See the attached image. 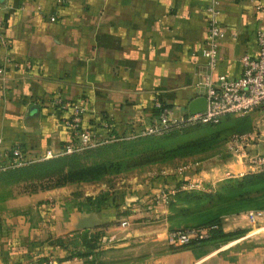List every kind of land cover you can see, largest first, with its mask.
Returning <instances> with one entry per match:
<instances>
[{
	"label": "crops",
	"instance_id": "crops-1",
	"mask_svg": "<svg viewBox=\"0 0 264 264\" xmlns=\"http://www.w3.org/2000/svg\"><path fill=\"white\" fill-rule=\"evenodd\" d=\"M210 1L0 0L3 147L38 155L68 142L72 110L53 107L58 94L86 100L83 126L103 135L149 125L157 114L156 98L178 114L190 113L189 103L205 96L197 83L204 71ZM219 2L225 35L216 74L236 77L242 72L241 57L257 54V30L264 21L257 6L264 0ZM105 121L110 129L103 127ZM219 126L224 143L192 171L180 173L184 180L211 186L227 173H247L248 157L264 153V105L226 117ZM234 135L250 139L238 145L239 152L231 143ZM165 177L138 193L85 186L84 195L71 200L72 189L10 200L0 213V264H82L56 241L76 230L108 229L119 216L129 226L138 224L141 209L162 212L165 207L153 206L150 198L181 183ZM223 230L239 234L228 241L192 243L156 261L151 256L147 264H264V220L253 223L245 211L227 216ZM137 231L132 225L133 237ZM159 233L168 238L169 231Z\"/></svg>",
	"mask_w": 264,
	"mask_h": 264
},
{
	"label": "rangeland",
	"instance_id": "rangeland-1",
	"mask_svg": "<svg viewBox=\"0 0 264 264\" xmlns=\"http://www.w3.org/2000/svg\"><path fill=\"white\" fill-rule=\"evenodd\" d=\"M219 124L221 122L194 125L175 129L163 135L121 134L125 136L107 143L108 145L78 153L82 156L80 163L84 165L82 166L84 169L73 171L74 173L69 176L68 167L63 174L33 178H29L27 174L20 176V172H17L21 169L29 170L31 166L2 171L0 172V213L6 209L10 200L20 196H32L38 192L57 190L68 194L67 191L72 189L73 197L68 195L71 197L70 200L84 195L85 186L94 189L100 187L104 189L103 191L106 189L108 193L119 189L130 193L142 192L157 177L190 172L198 162L215 154L219 150L217 144L224 143L225 136V131ZM145 151L155 153L160 158L156 162L135 164L134 159ZM251 173L253 172L224 176L211 186L200 182L202 188H183L182 184L189 186L192 182L190 180L175 185L171 188L176 189V192L169 196L167 202L159 205L160 208L165 207L162 212L144 209L138 211L139 223L132 224L137 227L136 236H132V225L123 222L124 217L119 216L108 229L94 232L76 230L66 236L69 242L68 253L74 258L81 259L82 264H147L151 256L156 261L166 253L178 252L182 247L190 244L177 245L168 238H163L166 237L165 233L159 232L203 225L216 217H220L223 227L227 216L257 209L255 207L257 204L254 202L230 205L224 200L228 190L235 188L246 179V175ZM65 192H62V195ZM185 193L198 194L200 199L184 201L181 198ZM178 194L181 196L178 197ZM140 203L143 207V203ZM151 203L154 206V203ZM145 213L149 214L144 216ZM230 238L233 237L218 236L211 238L209 242L228 241ZM91 251L94 254H91Z\"/></svg>",
	"mask_w": 264,
	"mask_h": 264
},
{
	"label": "built area",
	"instance_id": "built-area-1",
	"mask_svg": "<svg viewBox=\"0 0 264 264\" xmlns=\"http://www.w3.org/2000/svg\"><path fill=\"white\" fill-rule=\"evenodd\" d=\"M64 3L65 0H57ZM258 2L259 0H250ZM257 8L264 13V5L258 4ZM208 34L206 46L202 51L205 58L204 71L200 72V80L197 85L205 89L207 106L205 110L197 113H176L174 108L168 106L160 98H156L154 106L157 114L152 122L140 131L129 133L130 135H163L175 129L200 125L218 124L224 118L244 115L264 105V21L257 30V54L254 56L243 55L241 57L242 72L236 77L225 74H216L219 65V44L225 33L221 27V9L219 0H211L207 6ZM55 20L56 17H51ZM1 27V22H0ZM3 39V38H2ZM4 40V39H3ZM5 41V40H4ZM9 44V43H8ZM0 71H2L0 69ZM199 74V73H198ZM86 100L79 102L65 99L58 94L53 100V107L61 106L72 110L68 125L71 129V139L64 143L58 150H47L38 155H31L27 150L16 146L11 149L3 147V139L0 136V172L21 167L35 161L48 160L59 156L80 153L87 149L95 148L109 142L110 135L97 133L94 129L83 126V115L87 110ZM105 129H110L109 121L103 123ZM114 139V138H113ZM248 135H234L231 143L239 152L238 145L248 143ZM248 172H264V153H257L248 157ZM227 177L232 176L227 173ZM183 188H202L200 182L182 184ZM176 189H162L152 199L154 205L167 202L169 196ZM251 222L257 223L264 220V209H252L248 212ZM218 225H205L176 229L169 232L168 240L177 245L190 244L195 241L201 242L212 237Z\"/></svg>",
	"mask_w": 264,
	"mask_h": 264
},
{
	"label": "trees",
	"instance_id": "trees-1",
	"mask_svg": "<svg viewBox=\"0 0 264 264\" xmlns=\"http://www.w3.org/2000/svg\"><path fill=\"white\" fill-rule=\"evenodd\" d=\"M111 136H114V137L109 138L112 140L104 143L103 145L95 147V148H99V147H103L105 145H108L107 143H110V142L115 141V140L117 141L125 135L116 134V135H111ZM204 144H206V143H204ZM95 148H91V149H95ZM87 150H90V149H87ZM87 150H85V151H87ZM159 158H160L159 155H157L155 153H151V152L149 153V151H145L140 156H138L137 159H134V160H136V161H134V163L137 165H142V164H147V163H151V162H156ZM81 159H82L81 155H78V153H73L70 155L59 156V157L53 158L51 160H49V159L48 160H41L42 162L35 161V162L30 163V164H27V165H24L21 167H17V168H25L26 166L32 167L29 170L21 169L20 171H17V172H20L19 173L20 176L27 174L29 178H33L36 176L37 177L38 176L39 177L40 176L47 177V176H51L52 174H57V173L63 174L66 171V168L68 167L67 174L69 176L79 169H82V170L84 169V167H82L84 165L80 163ZM37 162H39V163H37ZM17 168H13V169L17 170ZM9 170H12V169H9ZM167 178H171L174 181L179 182V183L181 182V184H182V182L189 181V180H184V177H181L180 175L178 176L175 174H170V175L166 176L164 179L167 180ZM245 178L246 179L244 181L240 182L237 186H235V188H231L230 191L228 190V195H226V197H224V200L226 202H228L230 205H239V204L244 205L247 203L254 202V204H257V206H255L257 209L264 208V172L251 173V174L246 175ZM79 179H82V178H79ZM104 196L105 195L102 194V197H104ZM177 196L179 197V196H181V194H178ZM181 199L184 201H190L192 199H200V195L195 194V193H185V195ZM219 218L220 217H216L213 221H211L209 223H205L203 225H199V226L213 225V224L218 225V228L215 229L211 238L218 237V236L234 237V236L239 234V232L225 233L223 231L222 221ZM199 226H192V227H199ZM84 231L88 232V230H84ZM211 238L208 240H211ZM204 241H207V240H203L201 242H204ZM56 243L59 244L60 246L68 249V243H69L68 239H58L56 241ZM193 243H197V241H195ZM190 244H192V243H190ZM91 254H94L93 251H91ZM70 256L73 257L72 255H70ZM84 257H85V254H84Z\"/></svg>",
	"mask_w": 264,
	"mask_h": 264
},
{
	"label": "water",
	"instance_id": "water-1",
	"mask_svg": "<svg viewBox=\"0 0 264 264\" xmlns=\"http://www.w3.org/2000/svg\"><path fill=\"white\" fill-rule=\"evenodd\" d=\"M206 106H207L206 96H198L189 103L188 109L191 114H194L199 111L205 110Z\"/></svg>",
	"mask_w": 264,
	"mask_h": 264
}]
</instances>
